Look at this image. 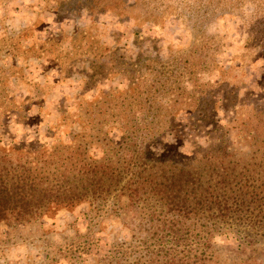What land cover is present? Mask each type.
<instances>
[{
	"label": "rangeland",
	"instance_id": "1",
	"mask_svg": "<svg viewBox=\"0 0 264 264\" xmlns=\"http://www.w3.org/2000/svg\"><path fill=\"white\" fill-rule=\"evenodd\" d=\"M12 148L215 157L264 204V0H0V151ZM160 212L151 194L109 196L0 225V264L161 262L186 243ZM219 232L210 264H264L261 231Z\"/></svg>",
	"mask_w": 264,
	"mask_h": 264
},
{
	"label": "trees",
	"instance_id": "2",
	"mask_svg": "<svg viewBox=\"0 0 264 264\" xmlns=\"http://www.w3.org/2000/svg\"><path fill=\"white\" fill-rule=\"evenodd\" d=\"M128 145L132 143H120L118 149ZM1 150L0 225L29 223L109 196L115 202L125 197L132 205L151 194L161 205L155 218L162 216L158 222L165 231L177 244H186L150 264H210L208 243L213 233L221 235V225L254 229L264 237L259 186L249 177L209 164L215 157L198 161L208 164L200 168L166 158L148 159L145 153L128 160L122 155L125 151H106L97 159L88 151ZM155 214L152 211L151 218ZM187 221L195 223L193 228ZM191 242L195 248L188 247Z\"/></svg>",
	"mask_w": 264,
	"mask_h": 264
}]
</instances>
